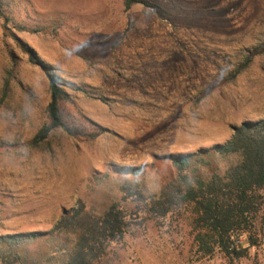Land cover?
Returning <instances> with one entry per match:
<instances>
[{
	"label": "rangeland",
	"instance_id": "374dc122",
	"mask_svg": "<svg viewBox=\"0 0 264 264\" xmlns=\"http://www.w3.org/2000/svg\"><path fill=\"white\" fill-rule=\"evenodd\" d=\"M25 1L32 18L63 17L66 27L57 38L15 31L35 64L0 21V235L49 232L79 201L97 216L114 203L135 212L123 184L139 181L158 195L178 176L174 157L224 144L235 127L264 118V0H176L163 5L169 19L144 4L125 12L122 0ZM50 70L86 90L66 87L109 133L86 141L57 130L40 147L26 146L46 121ZM216 161L224 174L238 157ZM195 175L210 174L196 164ZM195 218L188 208L163 221L134 220L103 264H264V225L262 245L232 261L199 252Z\"/></svg>",
	"mask_w": 264,
	"mask_h": 264
},
{
	"label": "trees",
	"instance_id": "16d2710c",
	"mask_svg": "<svg viewBox=\"0 0 264 264\" xmlns=\"http://www.w3.org/2000/svg\"><path fill=\"white\" fill-rule=\"evenodd\" d=\"M124 11L144 4L164 19H169L163 5L174 8L176 0H122ZM0 21L5 35L12 38L35 64L41 63L35 52L17 32L47 34L57 38L66 27L63 17L48 22L32 18L25 0H0ZM257 50L246 57L231 75L232 81L247 71ZM48 70V66L44 65ZM51 101L46 108V121L27 147L38 148L57 130L72 138L96 141L109 129L88 118L66 90L86 92L63 81L49 71ZM237 156L224 174L219 172L217 157ZM196 164L205 167L208 177L195 175ZM177 178L168 182L160 194L148 196L139 181L136 185L123 184V201L138 203L135 212H128L120 203L112 204L101 216L89 211L83 201L66 212L49 232H29L0 235V264H103L108 249L121 243L130 231L133 221L144 225L147 220L163 221L169 216L192 208L196 214L195 230L198 250L206 256L220 253L230 260L248 256L250 250L260 247V228L264 225V118L247 121L234 128V134L224 144L203 149L197 153L172 159ZM140 174V169H133ZM146 214V218H142ZM58 241V242H57ZM62 241V244H58Z\"/></svg>",
	"mask_w": 264,
	"mask_h": 264
}]
</instances>
